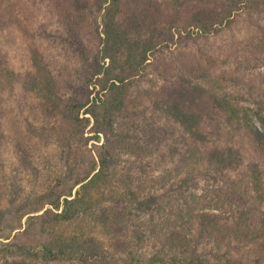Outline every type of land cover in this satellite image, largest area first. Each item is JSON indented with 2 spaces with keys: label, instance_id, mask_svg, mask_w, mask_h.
Wrapping results in <instances>:
<instances>
[{
  "label": "rangeland",
  "instance_id": "1",
  "mask_svg": "<svg viewBox=\"0 0 264 264\" xmlns=\"http://www.w3.org/2000/svg\"><path fill=\"white\" fill-rule=\"evenodd\" d=\"M37 1L15 0V4L22 2L24 9L30 8L29 3H32V10L25 20L19 16L17 20L22 23L15 24L8 38L0 41V61L9 65L0 86V105L4 110L0 112V120L7 116L5 126L0 125V133L7 135L0 143L3 165L0 178L15 179L24 191L17 203L11 201L6 186L2 191L0 246L18 244L36 252L44 247H55L53 236L43 230L39 218L52 217V212L56 211L50 203L56 198L63 202L70 192L74 197L81 186L77 183L91 176L94 164L105 155L114 164L107 170L110 175L105 187L93 195L94 200L100 199L104 205L112 203L113 199L107 194L116 196L121 184L126 185L124 177H128L131 182L135 180L129 188L140 191L141 196L154 194L146 203L135 206L143 212L140 215L144 220L151 214L163 219L164 215L185 209L183 218L177 219L170 229L187 231L193 242L187 250L177 248L178 254H189L196 247L207 254L229 251L235 256L236 250L243 247L251 255L250 245L260 242L264 236V150L255 144L246 128L235 122L231 124L229 117L214 106L222 103L225 107L232 104L237 109L242 108L248 112L252 128H260L254 112L259 111L256 95L264 93V52L252 56L250 49H241L251 33L245 22L250 11L237 16L234 24L223 28L219 34L190 39L173 37V32L169 31L171 25L167 23L152 24L141 34L122 29L131 37V43L136 42L138 36H161L165 42L159 51L149 54L143 72L127 92L126 106L111 123L100 120L96 126L91 119L85 128L84 140L77 136L75 141L66 144L62 141L69 135L68 125L60 115L64 104L81 95H85L86 100L97 95L102 98L103 94H109V79L106 74H91L99 48L95 38L90 36L92 52L86 49L89 55L85 51L87 61L82 69L79 58L83 51L79 50V45L60 40V24L46 14L45 2ZM102 1L91 0L88 15L91 30L104 38L106 26L101 16L107 17L111 6L101 7ZM259 26H264L263 21ZM37 51L42 55L41 63L35 57ZM125 52L126 58L130 53ZM33 61L43 65V70L46 65L50 75H44L43 82L38 79V83L32 78V84L26 86L29 82L26 73L34 72ZM116 61L112 69L114 75L122 73L124 66L122 57ZM103 64L108 68L110 60L106 59ZM82 73L93 76L88 91L79 89L80 82L75 87L64 85L70 78L73 83L76 76L83 77ZM10 80L12 91L7 89ZM183 90L187 91L185 98H181L186 101L185 106L180 104L178 108L176 101L180 102L178 94ZM188 93L195 94L206 108H192L189 100L192 95L187 96ZM48 126L53 128L54 135L43 133ZM31 127L36 135L27 134ZM16 131L31 140L29 155L32 157L29 159L24 158V144L17 147L11 140ZM208 158L211 162L212 159L217 161L212 162L217 163L216 167ZM141 177L142 183H138ZM31 184L38 187L39 197H45L38 205L33 198H25L30 194ZM223 192L226 194L222 197ZM215 223L222 232L232 230L231 238L225 242L228 247L225 243H212L213 238L204 232L199 234L200 230H210ZM239 231L247 234H239ZM99 234L107 249L109 241ZM259 257L263 259L264 255Z\"/></svg>",
  "mask_w": 264,
  "mask_h": 264
},
{
  "label": "trees",
  "instance_id": "2",
  "mask_svg": "<svg viewBox=\"0 0 264 264\" xmlns=\"http://www.w3.org/2000/svg\"><path fill=\"white\" fill-rule=\"evenodd\" d=\"M43 1L45 2L43 9L47 11L46 14L58 21L61 26L60 40L65 44L69 41L73 43V46L79 45V50L83 51V55L79 58L82 69L87 61L85 51L92 52L90 36L95 38L101 49L98 48L97 50V61L92 63L93 73L91 74H94L93 76L106 74L110 84L107 91L110 95L113 94L111 98L108 97L109 94H103L102 98L98 95L91 98L90 95L91 99L88 97L87 100L85 95H81L80 98H70L64 104L60 115L64 123L68 125L69 135L62 141L66 144L75 141L77 136L84 140V131L90 125L91 119L95 120L96 126L99 125L100 120L105 124L111 123V119L126 106L127 92L132 87L134 79L143 72V65L148 61L149 54L159 51L165 42L161 36L157 38L138 36L140 40L137 39L136 42L131 43V37L125 34L122 29L126 30L127 33L136 31L141 34L147 32V28H150L152 24L167 23L171 25L170 28L172 29L169 31L173 32V37L178 35L190 39L193 36L219 34L223 28H230L236 17L242 16L248 10L250 14L245 18V22L251 33L247 43H244L245 47L241 49H250L252 56L264 52V26H259L260 21L264 23V0H124L123 2L121 0H103L101 7L105 4L111 6L107 17L101 16L102 22L106 26V31L103 33L106 36L104 38L96 34L94 29L91 30L88 15V11L91 9V0ZM30 4V8L24 9L22 2L15 4V0H0V41L8 38L15 24L19 26L22 23L17 20L19 16L21 20H25V17L32 10L33 4ZM123 19L126 21H122ZM238 45L242 46L243 43ZM125 50L130 53V55H126V58L124 57ZM111 51L112 54H110ZM116 52L119 53L116 54ZM1 57L4 58V55ZM35 57L38 62H42V55L39 51L35 52ZM119 57L123 58L124 66L121 67L122 73L114 75L112 72L113 64L116 60L119 61ZM106 59L110 60L108 68L103 64ZM33 62L34 72L26 73L29 80L26 86L32 84V78L38 83V79L43 82L41 78L44 75H50L46 65H44L45 70H43V65L36 61ZM5 64L0 61V86L3 85L2 78L9 66L7 62ZM82 74L83 77L76 76L73 83L70 82V78V81L68 80L64 85L75 87L80 82L79 89L83 88L88 91L93 76ZM70 75L69 77H71ZM4 79L7 80V78ZM11 82L10 80L9 88L7 87L9 91L13 90ZM5 90L6 88L3 89V91ZM185 92L187 93L183 90L178 94L181 102L176 101L179 104L177 105L178 108L180 104L185 106L183 104L186 101L181 100L182 97L185 98ZM259 94H261L260 97H258ZM259 94L256 95L259 111H255L254 115L259 120L260 130L252 128V121H249L248 112L244 109H237L232 104L225 107L222 103H216L214 106L221 109L229 117L231 124L235 122L238 126L242 125L246 128L255 144L264 150V99L262 100L264 93L261 91ZM191 95L189 100L192 108L194 106L199 110H204L206 107H203L202 101L200 102L195 94H187V96ZM1 111H4L2 105H0ZM81 114L83 115L82 118L80 117ZM5 117L7 116L0 120V125L5 126ZM43 133L46 136L48 133L54 135V130L48 126L43 129ZM96 133L99 134V131L96 130ZM27 134L36 135L33 127L27 131ZM11 136V140L17 143V147L24 144V158L32 157L29 155L31 140H28V136L26 138L25 134L23 136L18 131ZM5 137L7 135L0 133V143ZM72 157L74 158V153H72ZM215 158H217L216 155ZM99 160L98 163L94 164L93 174L77 183L81 186L74 197L70 192L69 198L63 199V202L56 198L50 203L56 211L55 213L52 212V217L49 219L39 218L43 230L53 236L55 247H44L40 252H36L23 245H2L0 246V264H264V257L263 259L259 257L264 255V236L260 238V242L255 241L250 245L252 246L251 255H248L247 248L243 249V247L236 250L235 256L230 255L229 251L228 253L225 251L223 254L213 252L207 254L199 252L196 247L189 254L186 252L178 254L177 248L187 250L193 240L191 237L189 238L190 234L186 233L187 231L170 229L175 225L177 219L183 218L185 209L173 212L171 215H164L166 217L163 219L161 217L156 219L151 214L144 220L140 215L143 212L135 206L146 203V200L153 198L154 194L150 197L141 196L140 191L137 192L135 189L129 188L135 180L131 182L128 177H124L126 185L123 187L121 184L116 196L112 193L107 194V197L110 195V198L113 199L112 203L104 205V203H100V199L94 200L93 195L99 194V188L105 187L107 177L110 175L107 170L114 164L111 160L109 162L105 155ZM212 162L217 161L212 159ZM212 162L209 161L211 165L216 167L217 163ZM2 167L0 161V169ZM255 171L258 172V168ZM3 172L6 175L7 172ZM7 180L5 176L0 178V206L3 200V190L10 191H6V193L9 192L8 194L12 196L11 201L14 203L19 202L24 194L22 185L15 179ZM137 182L142 183V177L138 178ZM37 188L35 184H31L30 194L25 198H33L38 205L45 200V197L41 198L37 195ZM224 194L226 193H220L222 197ZM46 214L47 211H45L44 216ZM202 232L213 238L212 243L215 244H224L228 237L230 239L232 236V230L231 233L222 232L216 223L212 225L210 230H200L199 234ZM99 233L106 236L109 241L107 249L102 245L103 241L98 237ZM239 234L244 235L247 232L239 231ZM227 243L224 245L228 247Z\"/></svg>",
  "mask_w": 264,
  "mask_h": 264
}]
</instances>
